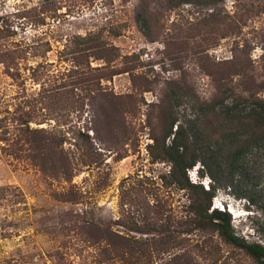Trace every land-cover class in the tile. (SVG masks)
I'll return each mask as SVG.
<instances>
[{
	"label": "rangeland",
	"instance_id": "1",
	"mask_svg": "<svg viewBox=\"0 0 264 264\" xmlns=\"http://www.w3.org/2000/svg\"><path fill=\"white\" fill-rule=\"evenodd\" d=\"M197 1L0 0V264H259L189 206L264 245V137L223 113L264 100V0ZM178 126L203 188L156 158Z\"/></svg>",
	"mask_w": 264,
	"mask_h": 264
},
{
	"label": "trees",
	"instance_id": "2",
	"mask_svg": "<svg viewBox=\"0 0 264 264\" xmlns=\"http://www.w3.org/2000/svg\"><path fill=\"white\" fill-rule=\"evenodd\" d=\"M191 0H180V2L184 3H189ZM209 1V0H206ZM205 1V2H206ZM201 0L197 1L198 4H200ZM217 3V0H210L208 4L210 5H215ZM86 38V37H85ZM96 41H91V43H94ZM99 44H94L93 47H97ZM249 96L246 97H239V100L242 99V101L249 102L250 100H253L251 102L253 104L252 107L250 108H245V109H239V104L234 103L232 105L225 106V110L223 113L226 115V119L230 120H244L243 122L247 121V125H252L257 129V133L261 135V137H264V100L255 98L253 93H249ZM234 101L237 102L236 98ZM241 101V100H240ZM29 121L30 120H22V123L26 125V127L29 128ZM242 122V121H240ZM33 132H36L34 129ZM172 132V131H171ZM255 136H250V139L247 141H244V144H242L241 147H238L236 149H232V156L234 158H239L243 152L246 150V148L256 141L257 139L254 138ZM187 136L185 133L184 128L181 126H178L176 128V131L174 133V138L171 141V144L166 145V143H163L164 150L166 153H164L163 156H157V159H161V157L164 158H169L172 162V168L170 173V183H177L181 187H201L203 188L202 184L200 183H195L191 182L189 179V176L187 174V168L192 167L196 164L198 160L201 162H204V169L206 168V162L198 156H193L191 160L187 159L188 154H189V144L187 143ZM35 147V145H33ZM47 147V145H45ZM166 154V155H165ZM45 159H54L53 157V152L51 150H48L45 157ZM54 161V160H53ZM55 162V161H54ZM66 173V172H65ZM216 189L215 186L209 187L207 190L202 189L203 192L207 193L209 195L208 199L209 202L205 205L202 204L201 201L198 199H193L192 204L189 206V210L192 212H196V216H198L197 223L201 224L202 219L200 218H205L209 219L210 222L217 227L219 230L221 236L228 241L229 243L242 248L246 250L249 254H251L255 259L259 262V264H264V245L260 243H249L245 239L237 236L234 234V232L231 229V222H232V217L231 213L227 211L226 209H220L218 207H214L211 209V202H212V197L214 196V190ZM211 210V211H210ZM188 221V220H187ZM137 227H131V231L135 230ZM141 233H150L157 231V228L155 226H149L148 229H139ZM118 236L122 238H127L128 240L131 237H125L122 235ZM103 237V236H102ZM104 238V237H103ZM136 239V238H135ZM163 242L162 243H167L168 241L165 240V238H162ZM137 243H141L142 245H147L149 244L147 238L146 239H136L135 240ZM140 244V245H141Z\"/></svg>",
	"mask_w": 264,
	"mask_h": 264
},
{
	"label": "clouds",
	"instance_id": "3",
	"mask_svg": "<svg viewBox=\"0 0 264 264\" xmlns=\"http://www.w3.org/2000/svg\"><path fill=\"white\" fill-rule=\"evenodd\" d=\"M195 170H198V168H196ZM197 173L198 172L196 171V174ZM219 203H220V206H217L218 208L224 209V210L226 209L230 213H232L234 217H236V212H235V209H234V204L231 201H227L226 199H220Z\"/></svg>",
	"mask_w": 264,
	"mask_h": 264
}]
</instances>
